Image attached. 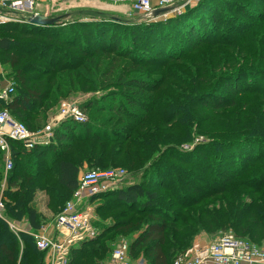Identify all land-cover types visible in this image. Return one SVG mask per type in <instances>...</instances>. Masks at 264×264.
Returning a JSON list of instances; mask_svg holds the SVG:
<instances>
[{
	"label": "trees",
	"instance_id": "1",
	"mask_svg": "<svg viewBox=\"0 0 264 264\" xmlns=\"http://www.w3.org/2000/svg\"><path fill=\"white\" fill-rule=\"evenodd\" d=\"M226 4L201 0L180 15L157 21L128 22L105 11L80 9L69 21L62 19L52 26L28 21L0 27L1 63L11 68V77L17 81L14 93L0 98V111L9 110L30 130L44 127L53 107L91 82L95 91L127 93L117 107L116 96L103 94L101 99L85 101L80 104L84 113L117 108L111 116L121 119L140 112L131 122L126 119L130 125L124 131L118 129L120 135L91 132L89 119L86 123L66 120L54 129L63 142L60 151L53 143L27 150L11 141L14 167L5 177L0 150L1 194L4 189L0 264H44L45 252L37 247L34 235L16 232L9 222L26 221L36 232L43 224L35 202L39 190L62 202L73 197L85 157L76 161L65 154L76 141L89 142L85 151L91 152L87 157L93 161L98 155L95 144L122 140L115 162L139 166L131 149L141 133L154 137L156 147L191 141L199 134L205 139L202 147L209 148L198 151L201 157L216 158L235 172L226 168L213 178L214 185L204 186L189 171L172 176L166 166L157 165L147 167L149 182L96 195H115L118 202L106 209L117 213L110 225L96 228L95 238L73 248L70 264L102 262L119 235L130 240L132 256L143 254L149 264H173L202 233L232 229L237 236L264 244V5L253 10L236 2L227 10ZM238 14L255 22L244 21ZM179 123L186 129L173 139L171 128ZM78 127L87 129L84 136L73 135ZM51 149L55 153L50 157ZM180 160L195 167L192 158ZM197 160L199 170H208ZM254 172L262 175L256 182ZM52 205L58 204L54 200Z\"/></svg>",
	"mask_w": 264,
	"mask_h": 264
},
{
	"label": "rangeland",
	"instance_id": "2",
	"mask_svg": "<svg viewBox=\"0 0 264 264\" xmlns=\"http://www.w3.org/2000/svg\"><path fill=\"white\" fill-rule=\"evenodd\" d=\"M92 1V0H90ZM103 2L104 6H111L112 8H116L117 7H122L124 4L126 5V3L122 0H101ZM156 0H153V2H155ZM201 0H175V2L173 3L174 6H177L180 8V11H186V9L191 8L196 6ZM216 1V0H215ZM227 1L228 4L224 5L225 9H230L231 6H233L234 3L236 2H242L245 5L249 6L251 9L253 10H262L263 9V5H264V0H222ZM130 9H128L126 11V14L123 13L122 18L128 22H132L135 21L136 19H146L145 17H143L144 14L141 13H137L134 10L131 9V7H129ZM80 9H92V8H76L74 14L71 16L75 17L76 15H78L80 13ZM183 11V12H184ZM236 11L233 9V12ZM42 13V11H40ZM107 12V11H105ZM120 11H112V12H108L110 14H114ZM181 13H177V15L182 14ZM34 12H26V13H19V15H17V18L21 21H16L14 23L17 24H25L26 22H22V19L27 20L28 18H30V16L33 14ZM43 14V13H42ZM54 14V13H52ZM115 15V14H114ZM121 13H118V16H120ZM174 14L173 13H169L166 15L161 16L160 18H156L154 21L157 20H165L169 17H172ZM50 16V15H49ZM111 16V15H110ZM238 18L243 19L244 21H248L250 23L255 22V20H252L251 18H249L248 16H245L244 14H238ZM221 22V18L219 19ZM146 21H149L146 19ZM26 25V24H25ZM221 25H223V27H225V23L221 22ZM226 29H228L226 27ZM22 40H27L28 42L31 43H35V44H41L42 42H37L34 38L33 40L35 41H30L32 40L29 37H19ZM31 47V46H30ZM55 51V50H54ZM70 53L75 52L74 50H68ZM62 54H59V56L61 57ZM28 59H31L33 62L35 63H40L37 62V60L35 59V57H29ZM0 62H2V60L0 59ZM42 63V62H41ZM140 70L144 69V68H139ZM2 70H3V74H4V78L5 81L8 80L11 84H13L14 86L16 85V79H14V77L12 75V70L11 68H7L5 65H2ZM147 70V68L145 69ZM160 76V73L158 74H153L152 77H158ZM82 83H85L82 81ZM8 84V82H7ZM92 85H94V83L92 84H86V89L81 90V92H79L78 94L75 95H67L64 99L61 100L60 103H58V105H56L55 107H53L50 111H49V115L46 119V123L45 126L49 123H51L53 120L59 118L60 119V113H61V109H62V105L63 103H67V104H76L79 105L85 101H90L92 98H97V99H101L103 96V94L107 95L108 97H112V96H116L118 101H115L113 104L114 106H119V99L123 97V95H125V91L122 90H105L101 89L98 91H95L92 89ZM140 97V96H137ZM197 97V96H196ZM200 97V96H199ZM143 100H146V98H142ZM127 106H124V110H127ZM103 111V113H97L94 112V110H86L85 114L87 116V121L89 119V125L88 128H90L91 132H100V133H110L113 135H120V132L118 129L124 131L123 129L126 127V125H130V122L136 118L140 112L135 113V115L132 116V118L125 116L121 119H119V117L115 116H111V113H115V115L117 114V108H114V110H107ZM110 115V116H109ZM113 117V119H112ZM126 119H129L130 122H127ZM153 123H155V120L152 121ZM70 123V122H69ZM157 123H159V120L156 121V125ZM152 124V123H151ZM68 125V124H67ZM44 126V127H45ZM60 124L56 127H59ZM44 127L37 129L35 131H40L42 130ZM152 128L154 129V126L152 124ZM186 127H182L181 124L179 123L177 126L173 125L171 128L172 131V135H173V139L174 137L177 135V133L180 130H185ZM87 129H84L82 127H78L76 130L73 131V135L77 136V135H82L86 133ZM150 130V128H148V131ZM118 131V132H117ZM127 132V131H126ZM142 135V136H141ZM148 134H144L141 133L140 136L136 137L135 139L137 140L136 146L135 148H132V152L135 153V156L138 160L139 166L133 165V164H121L120 162L116 163L115 162V153L118 150V148L122 145V140L111 144L110 142L106 141V142H101L100 144H95L94 145V149L96 150V152L98 153V155H96L95 157H93V161L89 160L87 156H89L91 154V152H89V154L85 151V147H87L88 143L87 141H76L74 144V148L70 151H67L65 154V157L67 158H72L74 160H78L79 158H81L82 156L85 157V160L82 164V172L83 171H87V170H91V169H95L99 172H108V171H118L119 173H121L122 171H124L123 175H120L119 177L116 178V180H112L115 181V185L114 188L112 190L109 191H116L118 189H121L123 187H128L131 183H136V182H142V181H147L149 182V180L146 178V175L149 173V168L147 169V167H152L153 169L157 166V165H161V166H166L169 171L172 173V176L177 174V173H185L187 171H189L191 174H193L194 176L196 175L197 178V182L203 183L204 186H210V185H214V180L213 178H217L218 176H220L222 174V171H225V169L227 168L229 171L231 172H235V169L233 166H228L226 163L223 162H219L216 158L210 157L207 159H203V157H201V153H198V151L202 150L201 152L209 149L207 148V146H203L202 147V143L205 142V139L199 135L196 134L195 137H193V140H187L182 142L181 144H164L163 146L159 145V146H154L156 143L154 141V137H148ZM169 141V140H168ZM52 143L55 147V149H58L59 151L62 149L63 146V142L61 139H59L58 137H55V130H53V139H52ZM175 143V142H173ZM50 145V144H48ZM52 145V146H53ZM40 146V145H39ZM41 146H47V145H41ZM199 147V149H198ZM128 149V145L126 146L125 150ZM149 151L151 154L150 155H145L144 152ZM55 153V151L53 149L49 150L48 155L51 157L53 154ZM130 153V151H129ZM180 155V156H179ZM181 157V158H179ZM188 159V158H192L194 159L195 162V167L189 164H186L185 162H183L180 159ZM201 159V163L205 168H208V170H199L202 167H200V163L197 160ZM121 161V160H120ZM108 162V163H106ZM199 165V166H198ZM254 167H251V169ZM6 172V171H5ZM151 174V173H150ZM171 176V177H172ZM254 176L256 177V181H258L259 179L262 178V175L258 174V172H254ZM211 178V180H210ZM154 185V184H153ZM6 189V188H5ZM3 190L2 189V194L0 192V197H2L3 195ZM39 201L38 204L36 203V207L39 210L42 209L44 212H42V214L46 217L47 221H55L56 217L58 216L62 206L64 205V203L70 199V197L68 196L67 199L65 201H61L59 200L54 194H49L48 192H46L45 190H39ZM37 192V193H38ZM40 194H45L44 197L40 196ZM59 197V196H58ZM46 200V202H45ZM55 200V203L57 202V206L56 208H53L52 202ZM0 202H2L0 200ZM45 202V203H44ZM118 200L116 199L115 195H104V196H96V197H92L89 201L86 202V205H84V209H88L90 210L92 216H93V224L97 229H101L104 226L110 225L111 221H113L114 215L117 213V211H112L110 212L109 209H106L107 207H109L110 205H114L115 203H117ZM38 205V206H37ZM106 209V211H98V209ZM123 209V208H122ZM10 221V220H9ZM11 222V223H10ZM10 224H18L20 226L23 227V223H26V221L21 222V223H14L13 221H10ZM11 227V226H10ZM225 232H233L234 231L232 229H229L228 231ZM225 232H220L217 234H206V233H202L200 235H198L194 241V243L196 242V240L198 239V237L203 236V237H208L210 240H212V242L214 240H216L220 235H222ZM117 239L115 241L118 240H129L125 235H119L118 237H116ZM193 243V244H194ZM258 244V243H256ZM260 246H264L263 243L258 244ZM110 258V257H109Z\"/></svg>",
	"mask_w": 264,
	"mask_h": 264
},
{
	"label": "built area",
	"instance_id": "3",
	"mask_svg": "<svg viewBox=\"0 0 264 264\" xmlns=\"http://www.w3.org/2000/svg\"><path fill=\"white\" fill-rule=\"evenodd\" d=\"M42 0H0V27L9 23L21 21L19 13L39 11ZM50 4L47 11H51L55 0H44ZM132 10L141 14H150L157 7L173 6L175 0H122ZM46 15V14H44ZM30 16V17H31ZM49 16V15H47ZM29 19V18H28ZM22 19V22H28ZM15 91V86L8 84L0 89V98H8ZM71 120L86 123L87 116L76 104L63 103L60 119L57 118L47 124L40 131L30 130L23 122L16 119L9 110L0 111V150L3 153L6 173L13 169L14 158L11 141L23 144L27 150L38 145L52 143L53 130L62 122ZM124 171L99 172L95 169L83 171L79 178L78 188L73 197L66 203L55 219L57 234L53 237L45 232L33 234L37 247L46 253L47 264H70L73 248L87 239L95 238L98 234L93 224V216L84 205L93 196L112 190L117 177ZM4 204L0 202V216L3 217ZM11 223V222H10ZM16 231L15 224H10ZM211 260L214 264H264V246H260L250 239L237 236L233 232H225L206 246L192 245L185 252L179 254L173 264H205ZM98 264H149L145 258L135 262L130 255V241L122 240L114 248L109 262Z\"/></svg>",
	"mask_w": 264,
	"mask_h": 264
},
{
	"label": "crops",
	"instance_id": "4",
	"mask_svg": "<svg viewBox=\"0 0 264 264\" xmlns=\"http://www.w3.org/2000/svg\"><path fill=\"white\" fill-rule=\"evenodd\" d=\"M49 4H50L49 2L47 3L46 1L42 0L40 2L39 11H42L43 14L50 15L52 17H57L60 15L67 14L68 17H66L63 21H69L71 19V16L73 15L74 11L76 10V8H87L88 7V8H92L94 10L107 11V12L120 11V12L114 13L116 16H118V13H121V15L118 17H122L123 13L126 14V11L128 9H130L129 8L130 6L127 3H126V5L124 4L122 7L119 6L116 9V8H112L111 6H104L103 2L101 0H92V1H90V0H55L54 4H53L54 5L53 8L51 9V11L48 12L47 6ZM52 13H54V14H52ZM2 65L3 64L0 62V89L4 88L8 82V80L5 81L3 70H2ZM5 176H6V172H4V177ZM3 186H5V178H3ZM44 195L40 194L41 197L42 196L44 197ZM39 198L40 197H39V192H38L36 194V197H35V202L37 204H38ZM45 202H46V200H45ZM39 212L42 213L44 211L39 208ZM44 213H46V212H44ZM42 216H43L42 217L43 218V224H42V227L38 231L34 232L32 227L26 222V223H23V227L18 225V224L17 225L15 224L16 232H25V233H29L31 235L45 232L46 234H48L51 237L55 236L57 234V229L55 227V221L54 220L53 221H47L46 217L43 214H42ZM122 240H124V239H122ZM122 240L114 241L113 242V248ZM211 242H212V240H210L208 237L200 236V237H198V239L196 240L195 243L199 244L201 246H206V245L210 244ZM110 255H109V257H110ZM130 255H131V253H130ZM109 257H107L102 262L108 263ZM131 258L135 262L139 258H144V256H143V254H139L136 257L131 255ZM46 262H47V259H46V253H45L44 264H47ZM205 264H214V263L211 260H208Z\"/></svg>",
	"mask_w": 264,
	"mask_h": 264
},
{
	"label": "water",
	"instance_id": "5",
	"mask_svg": "<svg viewBox=\"0 0 264 264\" xmlns=\"http://www.w3.org/2000/svg\"><path fill=\"white\" fill-rule=\"evenodd\" d=\"M184 11V10H183ZM183 11H180V8L177 6H164V7H157L153 9V11L150 14H144L143 17H145L149 21H154L156 18H160L163 15L173 13H181ZM68 17L67 14L65 15H60L57 17H52V16H47L44 14H35L31 16L28 21L30 23H34L37 25H42V26H52L55 25L56 23L60 22V20L65 19ZM117 18V17H115Z\"/></svg>",
	"mask_w": 264,
	"mask_h": 264
},
{
	"label": "bare ground",
	"instance_id": "6",
	"mask_svg": "<svg viewBox=\"0 0 264 264\" xmlns=\"http://www.w3.org/2000/svg\"><path fill=\"white\" fill-rule=\"evenodd\" d=\"M96 6V5H95Z\"/></svg>",
	"mask_w": 264,
	"mask_h": 264
}]
</instances>
